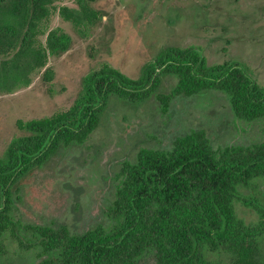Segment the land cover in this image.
I'll list each match as a JSON object with an SVG mask.
<instances>
[{"label": "trees", "instance_id": "obj_1", "mask_svg": "<svg viewBox=\"0 0 264 264\" xmlns=\"http://www.w3.org/2000/svg\"><path fill=\"white\" fill-rule=\"evenodd\" d=\"M94 2L77 0L69 8L56 0H0V93L28 87L42 70L50 81L49 58L72 46L61 28H49L51 18L59 14L79 29L93 26L101 19ZM164 77L176 80L169 94L160 93ZM211 92L226 96L237 120L264 121V87L244 65L209 66L197 48L167 47L137 78L105 65L85 76L68 110L20 122L21 134L0 156V259L9 234L38 247L39 264H140L146 258L152 264H264V204L240 192L264 181V140L215 149L206 131L192 130L170 148L140 149L120 170L109 223L82 233L14 218L23 182L62 151L85 144L112 99L141 105L156 98L168 112L177 98ZM236 202L256 211L258 222L240 219Z\"/></svg>", "mask_w": 264, "mask_h": 264}, {"label": "rangeland", "instance_id": "obj_2", "mask_svg": "<svg viewBox=\"0 0 264 264\" xmlns=\"http://www.w3.org/2000/svg\"><path fill=\"white\" fill-rule=\"evenodd\" d=\"M56 5L76 8L77 0H56ZM92 5L101 15L93 26L79 29L59 14L51 18L49 28H61L72 46L49 58L50 81L42 70L28 87L0 93V156L21 134L20 122L68 110L89 73L108 65L137 78L144 65L167 47L197 48L209 66L242 64L264 87V0H95ZM162 81L160 93L169 94L176 80ZM192 130L206 131L215 149L264 140V121L237 120L219 92L177 98L168 112L156 98L141 105L112 99L101 125L85 144L62 151L23 182L14 218L24 224L65 225L77 234L107 225L123 164L134 161L142 148H170L177 136ZM240 192L264 204V181ZM235 208L246 224L258 222L252 208L241 202ZM2 244L6 254L0 264L41 261V250L29 241L20 244L7 234ZM261 248L264 260V236ZM152 262L146 258L140 264Z\"/></svg>", "mask_w": 264, "mask_h": 264}]
</instances>
